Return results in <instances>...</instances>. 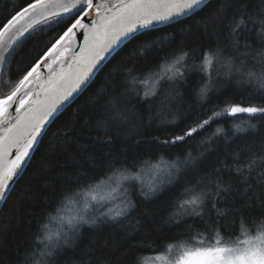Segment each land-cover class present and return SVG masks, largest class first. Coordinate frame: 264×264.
<instances>
[{
	"label": "trees",
	"instance_id": "1",
	"mask_svg": "<svg viewBox=\"0 0 264 264\" xmlns=\"http://www.w3.org/2000/svg\"><path fill=\"white\" fill-rule=\"evenodd\" d=\"M24 2L0 0V17L8 16ZM218 2L211 0V6L214 8ZM260 6V0L251 5L255 9ZM209 11L211 8L205 13ZM197 19L185 18L183 25L172 22L154 26L141 31L147 33L146 37L126 40L103 71L93 77L87 90L48 126L47 135L32 154L19 182L13 185L7 202L0 205V264H19L25 253L36 264H79L82 257L89 264H133L134 259L145 264L155 256L168 255V249L184 250L200 240L208 244L217 236L231 243L240 234V218L231 213L227 218L218 216L216 209L207 207L210 201L206 198L199 216L190 208H178V204L186 186L208 177L215 168L222 167L221 162L232 164L239 155L246 169V150L251 146L258 149L264 142V121L247 114L222 116L186 141L164 143L173 133L179 134L209 116L212 109L222 111L226 100L244 105L264 102V91L254 83H248L239 73L224 75L221 63L227 60L235 65L245 59L243 52L225 47L227 31L222 35L197 32ZM56 25V18L37 23L19 38L16 43L20 46L0 68V98L10 93L37 56L62 34L65 25ZM188 25H192L191 33ZM258 31L257 26L251 35ZM218 46L222 59L220 63L214 60V64L220 74L213 77L211 99L204 100L199 93L209 80L207 73L199 70L201 57L209 49L216 52ZM181 50L188 56L173 71L183 76L169 72L172 78H163L160 74L181 55ZM253 65L258 71L259 65L248 57L243 71ZM153 90L155 95L145 96V92ZM117 109L126 112L127 119L101 123ZM217 128L223 132L213 137ZM189 154L192 160L187 167L182 166L171 178L155 167L164 168L163 162L184 161ZM259 172L257 161L249 180ZM222 179L226 186L233 187L224 197L216 198L217 209L231 201L237 186L242 187L234 171L225 172ZM107 181L119 183V189H125L124 203L131 202L135 207L119 221L108 219L100 211L93 212L88 220L95 223L80 225L74 246L60 247L54 255L42 256L47 249L37 244L36 234L56 230L54 235L63 236L68 231L64 230L67 224L61 233L57 228L61 216L70 210V203L84 191ZM153 185L156 191L150 192ZM207 191L212 193L214 187L210 185ZM75 219L71 221L75 223ZM129 245L135 247V252Z\"/></svg>",
	"mask_w": 264,
	"mask_h": 264
},
{
	"label": "snow or ice",
	"instance_id": "2",
	"mask_svg": "<svg viewBox=\"0 0 264 264\" xmlns=\"http://www.w3.org/2000/svg\"><path fill=\"white\" fill-rule=\"evenodd\" d=\"M253 3L254 0H219L213 8L211 0H69L67 3L65 0H25L20 8L6 17H0V65L8 63L11 54L20 46L16 41L33 25L53 18L57 19L56 26L65 25L62 34L37 56L10 93L0 98V202H7L14 190L13 185L19 182L32 154L38 150L47 135L48 126L55 123L65 106H70L87 90L93 77L103 71L109 58L124 41L147 36L141 29H149L161 23L175 22L183 25L185 18L199 17L195 21L197 32L222 35L227 31L228 44L225 47L230 46L235 53L243 52L245 59H240L235 65L227 60L221 63V67L226 70L224 75L239 73L248 83H254L258 90L264 91V0H260L261 6L258 9L251 7ZM209 8L211 11L205 13ZM201 13L205 15L201 16ZM88 18H91L90 22H86ZM257 26L259 31L252 36L251 33ZM187 28L191 33L192 25ZM180 30L183 32L185 29L181 27ZM81 34L82 46L77 52H73L70 61H65L70 45ZM221 51L218 46L216 52L209 49L202 54L203 63L199 70L207 73L209 84L200 89L201 99H211L209 92L215 82L213 77L220 74L216 71L214 60L220 63ZM186 56L188 53L181 50V55L175 57L173 64L166 67L160 75L169 79L172 78L168 77L169 72L173 76H183V73L173 70ZM248 57L259 65L258 71L254 70L255 65L248 71H243ZM45 69L48 72L46 77L43 76ZM33 82H40L38 91L31 87ZM149 94L155 95V91L145 92V96ZM224 105L222 111L212 109L209 116L198 120L194 126L180 130L179 134L173 133L171 139L164 143L186 141L222 116L247 114L264 121V102L259 105L250 102L244 105L226 100ZM125 119L127 113L117 109L109 112L101 123ZM222 132L223 129L217 128L213 137ZM64 138L69 139L66 131ZM208 139L212 141V137ZM246 154V169L241 166L239 155L233 159L232 164L221 162L222 167L215 168L208 177H202L195 185L186 186L178 204V208H190L199 216L206 198L210 201L207 207L216 209L218 216L227 218L231 213L233 217L240 218V234L231 243L223 242L219 236L208 244L200 240L197 245L185 248L167 264H264V142L258 149L255 146L249 147ZM191 160L189 154L184 161L177 160L171 164L163 162L164 168L160 165L155 167L171 178L179 173L182 166L187 167ZM257 161L260 162V172L249 180ZM232 171L239 178L242 187L237 186L231 201L225 203L222 209H217L216 198L224 197L233 187L226 186L222 177L225 172L230 174ZM210 185L214 187L212 193L207 191ZM149 191L155 192L156 186H151ZM90 199L96 201L97 197L91 196ZM134 207L131 202H125L122 207L109 209L104 215L112 221H119ZM85 208L87 210V204ZM235 222L234 219L233 223ZM94 223L95 220L89 221L81 216L75 223L69 221L68 231L63 236L56 234L53 238L49 233H37L34 239L47 249L41 253L42 256H52L57 248L74 246L79 238L80 225ZM128 247H132L135 252V247ZM167 251L170 252L171 249ZM19 264L36 262L25 253ZM41 264L48 262L42 261ZM79 264L89 262L82 257ZM133 264H139L138 260L134 259Z\"/></svg>",
	"mask_w": 264,
	"mask_h": 264
},
{
	"label": "rangeland",
	"instance_id": "3",
	"mask_svg": "<svg viewBox=\"0 0 264 264\" xmlns=\"http://www.w3.org/2000/svg\"><path fill=\"white\" fill-rule=\"evenodd\" d=\"M145 186H150L149 183L145 182ZM91 196H96L97 200L92 201ZM125 189H119V183L115 181H107L102 183L97 187H93L90 190H86L79 199L70 203L69 211H66L63 216H61V224L57 228V232H62L63 227L65 231L68 230V223L71 219H78V216H84L89 219V215L93 212L100 211L102 213H107L109 209H118L124 203ZM88 205L86 210L85 205ZM75 219V220H76ZM58 225V224H57ZM56 230H52V235L55 237L54 233ZM64 233V232H63ZM190 248V247H188ZM183 250L173 249L168 255L162 254L149 259L145 264H167L168 261L174 260ZM159 257V259H158Z\"/></svg>",
	"mask_w": 264,
	"mask_h": 264
},
{
	"label": "water",
	"instance_id": "4",
	"mask_svg": "<svg viewBox=\"0 0 264 264\" xmlns=\"http://www.w3.org/2000/svg\"><path fill=\"white\" fill-rule=\"evenodd\" d=\"M65 2H69V0H65ZM97 2H99V0H97ZM55 10V9H54ZM90 19H88L87 22H90ZM163 24H167V23H161V24H156L155 26H158V25H163ZM34 26V25H33ZM154 27V26H153ZM144 29H141L140 31H142ZM17 42V41H16ZM125 42V41H124ZM83 44V39H82V34L80 36H78V38L73 41V43L70 45V50L66 53V57H65V61H70L71 60V57L73 55V52H77L80 48V46H82ZM122 45V44H121ZM120 45V46H121ZM119 46V47H120ZM2 65H0V68H1ZM65 68H67V63L65 62ZM39 84L40 82H33V84L31 85V87L34 89V90H39ZM14 107L13 106V115H15V112H14ZM66 107V106H65ZM2 202H0V205H1Z\"/></svg>",
	"mask_w": 264,
	"mask_h": 264
},
{
	"label": "bare ground",
	"instance_id": "5",
	"mask_svg": "<svg viewBox=\"0 0 264 264\" xmlns=\"http://www.w3.org/2000/svg\"><path fill=\"white\" fill-rule=\"evenodd\" d=\"M88 19H89V18H88ZM88 19L86 20V22L88 21ZM47 75H48V72H47V70L45 69L44 72H43V76L46 77ZM38 83H39V82H38Z\"/></svg>",
	"mask_w": 264,
	"mask_h": 264
}]
</instances>
